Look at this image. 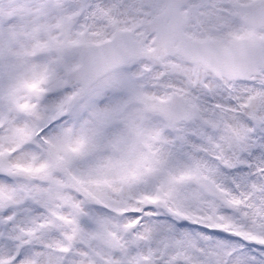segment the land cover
Instances as JSON below:
<instances>
[{
	"label": "snow or ice",
	"instance_id": "6c2138e0",
	"mask_svg": "<svg viewBox=\"0 0 264 264\" xmlns=\"http://www.w3.org/2000/svg\"><path fill=\"white\" fill-rule=\"evenodd\" d=\"M0 264H264V0H0Z\"/></svg>",
	"mask_w": 264,
	"mask_h": 264
}]
</instances>
